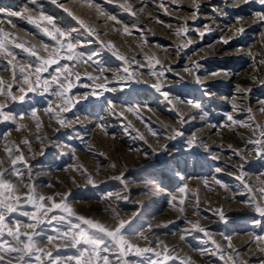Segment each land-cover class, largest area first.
Here are the masks:
<instances>
[{"label":"rangeland","instance_id":"obj_1","mask_svg":"<svg viewBox=\"0 0 264 264\" xmlns=\"http://www.w3.org/2000/svg\"><path fill=\"white\" fill-rule=\"evenodd\" d=\"M125 3L131 6L132 12L120 7ZM25 8L30 11L25 13L24 19L8 15ZM256 12H264V8L242 0H56V3L51 0H36L35 3L32 0H0V30L15 38L13 44L22 43L28 48L35 45L38 55L47 58L48 51L40 45L48 44L51 48L55 42L26 19L28 15L43 14L53 18L55 26L70 35L72 42L78 44L77 51L84 56V60L75 65L71 61L60 62L68 63L70 72L80 76L79 80L73 79L74 86L69 93L75 98V107L63 114L70 123L62 127L43 111L50 102L54 109L61 104L58 97L50 94L55 91V85L43 95L27 93L23 103L8 102L5 111L17 117L19 131L15 130L14 123H0L2 167L11 168L5 146L10 147L14 155L20 154L15 152L19 147L32 171L29 179L28 169L19 164L17 167L24 173L22 181L11 174L5 176L15 186L8 196L15 199L9 200L10 207L3 211L4 222L9 229L15 231L19 225L21 233L34 237L37 247L44 252L40 264H52L47 259L48 253L57 260L75 256L76 249L69 239L70 229L65 226L54 231L61 224L58 219L41 214L35 227L28 226L34 223V209L25 199L31 195V184L37 197L52 196L53 202L58 204L67 194L66 202L75 213L98 221L109 230L115 229L121 220L128 221L122 232L131 244L140 248H156V243L160 242L157 236L183 235L181 243L170 248L174 250L173 255L180 253V256L169 264H179V259H185L187 264H259L264 261L261 250L264 241L255 240L256 235H264V227L256 223L262 218L253 207L242 202L251 200L264 207V199L260 198V190L264 189V158L257 157L256 149L247 143L258 139L260 131H264V112L260 111L259 103L264 100V63H261L264 61V24L256 20ZM108 16L115 19H108ZM205 25L213 31L201 40L198 32L191 29L202 31ZM48 27L51 30L52 26ZM124 27L129 33L123 32ZM182 27L189 31L177 35ZM240 27L245 29L244 34L234 36V31ZM88 29L92 30V35ZM221 38H231L230 44L218 43ZM189 39L193 43L184 47ZM109 43L113 45L112 50L107 47ZM13 44L8 45L16 56L13 63L19 62L18 66H22L31 61L34 65L35 57ZM237 48L242 49L238 54ZM113 52L124 60H117ZM89 55L91 60L87 59ZM148 59L159 63L150 69ZM194 61L202 65L199 74L205 77L202 83L207 91L182 71ZM125 66L134 72V80L142 83L119 79L126 75ZM161 67H170L173 71L166 72L163 78L149 75L150 72L158 73ZM55 69L56 65H52L49 73L43 74L44 78L51 79L50 73ZM217 70L226 71L227 76L207 75ZM16 75L19 77L18 71ZM59 75L63 78L67 74ZM89 76L101 78L89 79ZM178 77H183V82ZM0 80L6 84L12 81L11 66L3 56H0ZM157 82L163 90L169 91L172 103L154 91L152 85ZM105 84L111 90L99 96L92 94L93 87L100 92L99 86ZM19 87L24 85L14 87L16 95H20ZM189 99L200 107L189 105ZM0 102H5L4 97H0ZM109 102L115 106L112 111L107 110ZM129 106L138 109L139 115L120 111ZM33 109L37 111L39 128L36 121L29 118ZM228 115L238 123L227 121ZM21 116L25 118L19 119ZM153 131L157 135H153ZM177 131L181 135H175ZM154 137L162 139V143H154ZM23 140H28L29 145H24ZM114 150L124 155L139 152L147 159V165L141 169L130 168L129 173L119 175L122 169L112 161ZM237 150L244 156L243 160L235 155ZM77 156L83 159L80 163L76 161ZM241 165L251 192L236 178ZM89 177L95 186L88 183ZM216 179L227 185V189L215 183ZM181 187H185V192L179 191ZM108 192L113 195L108 197ZM180 199L185 200V206L179 204ZM44 203L52 208L47 199ZM204 203L210 206L220 203L222 207L217 210L225 219L221 220L217 210ZM232 205L237 211L225 214ZM168 210L174 214L173 219L145 235L149 222L158 220ZM128 212L135 214L127 219L118 217L116 227L101 220ZM55 214L60 213L57 210L49 215ZM189 222H198L211 236L193 230ZM247 235L251 238L247 246L238 248L240 242L231 246L233 237ZM149 238L157 242H149ZM212 240L224 246L223 260L204 252L213 246ZM105 246L110 247V244L106 241ZM233 248L235 252H231ZM248 250L252 251V256H259L258 259L246 262L244 256ZM128 259L139 261L140 258L129 256ZM24 264L36 262L25 255Z\"/></svg>","mask_w":264,"mask_h":264},{"label":"snow or ice","instance_id":"obj_2","mask_svg":"<svg viewBox=\"0 0 264 264\" xmlns=\"http://www.w3.org/2000/svg\"><path fill=\"white\" fill-rule=\"evenodd\" d=\"M36 0H32V3H35ZM52 3H56V0H51ZM243 3H258L262 8H264V0H242ZM61 6L62 5H58ZM238 6V4L236 5ZM121 8L125 9L126 11L132 12V8L127 3L120 5ZM30 10L25 8L21 12L12 11L9 12L8 15L10 17H20L22 19L25 18V13L29 12ZM71 15V13H69ZM193 17H196V13H192ZM256 20L264 24V12H256L255 13ZM27 23L30 25H35L39 28L43 34L49 37L52 41L55 42L54 46L50 48L48 44H41L40 47L43 48L45 51H48L47 58H42L38 55L37 51L35 50V45L32 48L25 47L22 43H15L13 44L14 37L10 38L3 30H0V56H3L4 59L8 60V64L11 66L12 71V81L10 83H5L4 80H0V97H4L5 102H0V123L4 122H11L16 124V131L20 130V125L17 124V117L12 115L11 112L5 111L8 108V102H21L23 103L26 98L27 93H37L39 92L40 95L44 93H49L50 89H52L53 85L56 86L55 91L51 92V95L58 97L61 101V104L56 105V109L53 108L51 102L49 106L44 108L43 111L45 114L49 115L50 119H55L56 123L60 126H66L70 121H67L64 117V113L70 112L74 107V100L75 98L69 96L71 89L73 88V79L79 80L80 76L78 74L71 73L69 70V64L63 63L61 61H71L75 64H78L84 60V56L82 53L77 51L78 44L72 42L70 35L67 34L65 31L61 30L60 28L56 27L54 24V20L51 17H48L43 14H38L36 16L28 15L26 17ZM108 19H115L114 16H108ZM79 23L83 24V21H78ZM43 25V26H42ZM48 26H52L51 30ZM192 31H197L199 38L203 40L204 36L207 33H211L213 29L209 28L208 25L204 26V30L199 29H191ZM189 29L187 27H182L180 31L176 34L180 35L181 33H187ZM89 35H92L93 32L91 29H88ZM123 32L125 34L129 33V29L127 27L123 28ZM245 32L243 27L237 28L233 35L236 37L242 36ZM264 35V34H262ZM231 38H221L218 43L222 45L230 44ZM193 43L192 40H187L184 47H188ZM9 44H13L15 48L22 49L25 53H27L30 57H35V63L30 61L22 66H18L19 62L13 63L16 61V56L13 54L12 50L8 47ZM109 50L113 49V45L109 43L107 45ZM50 49V50H49ZM242 49L237 48L235 52L238 54L241 52ZM231 54V53H228ZM117 60H124V57L119 55L116 52H113ZM10 57V59H9ZM88 60H91L92 57L89 55L87 57ZM148 67L154 68L159 61H154L148 59L147 61ZM264 63V61H261ZM52 65H56L55 72L50 73L51 79L44 78V73H49V68ZM202 65L199 61H194L192 65L185 66L182 70L192 76V80L196 83L199 87H203L205 91H207L206 86L203 85V77L200 75V69ZM19 72V77H17L16 73ZM103 71V69H101ZM172 68H163L161 67L157 72H150V76H157L165 77L166 72H172ZM123 72L126 75H123L119 79L128 82H135V83H142L141 81L134 80L133 73L131 72L129 67L125 66L123 68ZM60 73H65L63 78L59 75ZM208 76L213 78H223L227 76V72L224 70H217L213 72H207ZM70 77L72 79H70ZM89 79H98L101 77H92L89 76ZM107 79L106 77H103ZM180 82H183V77H178ZM24 85V87H19L20 95H16L13 91L14 87L18 85ZM84 87L85 85H81ZM102 91L97 92L96 86L93 87V95L99 96L104 91L111 90L107 84L99 86ZM154 91L161 95L166 101L172 103L170 99L169 91L163 90L161 84L159 82L154 83L152 85ZM85 99V97H84ZM79 101H76L78 103ZM187 103L193 107L199 108L200 105L193 100H187ZM260 111L264 112V100L259 101ZM114 104L112 102L108 103L107 110L112 111L114 108ZM236 109H234L235 111ZM125 112H132L135 113L137 116L139 115L138 109L134 107H127L124 109ZM251 112V109H249ZM118 115H123V113H115ZM25 117L21 116L19 119L23 120ZM29 118L33 121H36L37 128L40 127V122L37 118V111L33 109L29 113ZM227 121L236 124L238 123L232 115L227 116ZM183 122V119H181ZM243 126V125H241ZM151 130V129H150ZM255 131V130H254ZM153 135H157L155 131L152 132ZM175 135H181L180 132H175ZM22 143L26 146L29 145L28 140H23ZM41 143H44L42 140ZM248 145L253 146L256 149L255 155L259 158H264V148H261V145H264V131H260V136L258 139L249 140L247 141ZM31 151V148H28ZM207 151V150H206ZM246 151V150H245ZM5 152L8 154L10 161H11V168L5 169L2 167L3 162L0 161V264H12L13 261H18L19 264H24V256L28 255L36 262V264H40L41 259L44 256V252L42 249H39L34 241V237L28 233H21L19 230V225H16L15 231L8 228L7 224L4 222L5 217L3 215V211L6 208H9V200L15 199V197L8 196L9 193L14 191V185L5 179L7 174H11L12 176L16 177L17 180H23V171L17 167L19 164H23L25 168L28 169V176L29 179L32 176L31 168L25 163L27 157L19 147H16L15 152L20 153L19 155H14L12 149L8 146H5ZM235 155L238 156L241 160L244 159V156L241 155L240 150L235 152ZM79 170V169H77ZM217 172L220 171L219 168L216 169ZM264 175V173H262ZM237 180L243 185L244 189L248 190V192L252 191V187L245 183V174L243 172V165H241L239 169V174L237 175ZM119 179V177H118ZM88 183L93 184L95 186L93 180L89 177ZM220 187L227 189V185L222 183L219 179L215 180ZM31 189V195L26 196L25 199L31 202V207L34 209L32 214V220L34 223L28 225L29 227H35L36 223L39 221V217L41 214H45L48 216L53 217L54 220L58 219L61 221V224L58 226L57 229L54 231H58L59 227H67L72 231V236L69 238L71 240L73 248L76 249V255L61 258L57 260H53V255L51 253L47 254V259L52 261V264H169L170 261H176L178 259L177 255H173L172 252L174 250H170L167 246H164L161 251H157L155 248L148 246L144 248H140L137 245H133L130 241L126 238L122 230L125 228V225L128 221L121 220L118 226L115 229L109 230L108 228L104 227V225L100 224L98 221H93L92 219L85 218L74 212V210L70 207V205L66 202L67 201V194L65 195L64 199L58 204L53 202V197H37L35 193V188L33 185H29ZM181 193L185 192V187H181L179 189ZM262 195L261 199H264V189L260 190ZM242 194V193H241ZM113 193L108 192L107 196L111 197ZM118 196V195H117ZM7 197V198H6ZM119 197V196H118ZM45 199L48 200L50 204H52V208L49 209L44 201ZM176 198L173 197V200ZM173 201H169L171 204ZM247 206L253 207L258 215L262 218V220L257 221V225L264 227V207H261L258 203H253L251 200L242 201ZM179 204L181 206H185V200L180 199ZM58 212L60 214L49 215L50 213ZM184 210V207H181V211ZM66 214V215H65ZM217 214L219 215L221 220H224V215L220 210H217ZM199 215V213H197ZM74 218V219H73ZM191 223V228L197 232L203 233L206 237H210L211 233L206 230V228L201 227L198 222ZM86 226V227H84ZM98 233L94 235L93 233ZM66 235V234H65ZM23 236V240L21 239ZM7 237L8 239H5ZM185 237L182 235L181 240ZM225 239H229V237L225 236ZM256 241H264V235H256ZM106 241L110 244V247H106ZM212 247L204 250L211 256H218L219 259H224V252L222 248L224 246L217 244L214 240L211 241ZM230 246V244H229ZM157 248L160 247L159 244L156 246ZM264 251V249H261ZM235 252V250H233ZM204 252H201V255H204ZM151 253L152 256L148 254ZM129 256H134L140 258L139 261L137 260H130L128 259ZM114 257V259H113ZM155 257V258H153ZM229 259L231 260L232 257L230 256ZM179 264H187L185 259H179ZM259 264H264V261H260Z\"/></svg>","mask_w":264,"mask_h":264},{"label":"bare ground","instance_id":"obj_3","mask_svg":"<svg viewBox=\"0 0 264 264\" xmlns=\"http://www.w3.org/2000/svg\"><path fill=\"white\" fill-rule=\"evenodd\" d=\"M120 111L121 112L122 111L125 112L124 109H122ZM152 141L154 143H158V144L162 143V139H159L158 137L157 138L154 137L152 139ZM112 152L115 153V154L112 155V161L117 162L118 165L121 166L120 168L122 169L121 172L118 173L119 175H121V174L125 175V174L129 173L130 168L131 169H134V168L135 169H141L142 166L147 165L146 164L147 163V159L144 158L145 156H143L142 154L140 156L139 152L135 151L134 153H127V154L125 153V155L124 154H120L119 152H117L115 150L112 151ZM81 160H83L82 157L81 156H77V160H76L77 163H80ZM129 165H130V167L128 168ZM89 169L92 172L91 167H89ZM204 205L208 206L209 208H215L216 210L220 209L222 207V205L220 203H216V206L215 205H211L210 206L209 203H204ZM236 211H237V208L232 205V206L228 207V209L225 210V214L230 215L232 213H235ZM134 214H135L134 212L122 213V214H119L117 216V218H113V219L102 218L101 220L106 225L116 227L117 224H118V221H119L118 217L127 219L129 217L132 218V216H134ZM173 216H174V214L171 211H169V210L166 211L164 214L160 215V218L158 220H152V221L149 222V225L147 226L144 234L145 235L148 234L152 229L157 228L158 225H161V223L165 222L166 220L173 219ZM157 237L160 238V242L156 243V244H159L160 247L159 248H157V247L155 248V249H158V251H161L164 246H167L170 249V248H173L175 245L181 243V241H180L181 240V235L180 234H175L172 237H167V236H163V237L157 236ZM250 240H251V238L249 237V235L244 236V237H239L238 236V237H233V239L230 240L231 241L230 243H231V246H232L234 243L240 242L241 245L238 248H242V247L247 246V243ZM148 241L149 242H151V241H153V242L156 241L157 242V240L151 239V238H149ZM234 249L235 248H233V250ZM233 250L231 252H233ZM252 254H253L252 251L248 250V252L244 256V260L246 262H248V261H251V260H254V259H258L259 256L255 257V256H252ZM174 255H177L179 257L180 253H179V255H178V253L174 254ZM231 255H232L231 253L228 254L229 257Z\"/></svg>","mask_w":264,"mask_h":264}]
</instances>
